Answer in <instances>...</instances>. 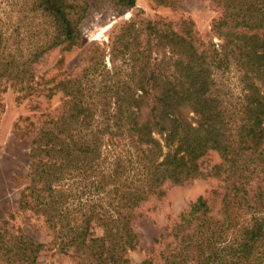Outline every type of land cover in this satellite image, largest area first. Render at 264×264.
Instances as JSON below:
<instances>
[{
	"label": "trees",
	"instance_id": "16d2710c",
	"mask_svg": "<svg viewBox=\"0 0 264 264\" xmlns=\"http://www.w3.org/2000/svg\"><path fill=\"white\" fill-rule=\"evenodd\" d=\"M111 2L131 9L137 0ZM212 2L221 9L212 25L218 47L201 49L191 20L181 33L131 21L122 38L145 32L147 40L129 72L111 57L108 66L103 53L79 73L45 80L36 65L54 49L81 43L89 1L0 0L2 91L63 94L56 112L25 118L30 164L18 211L43 217L53 248L77 264H131L128 252L140 240L132 227L137 208L163 194L166 182L203 175L201 159L210 149L222 155L209 173L223 183L219 212L200 195L164 235L172 240L161 261L149 256L137 264H264V0ZM230 64L246 85L250 114L236 134L213 89L214 70ZM16 218L12 213L0 226V264H45L47 244L15 232Z\"/></svg>",
	"mask_w": 264,
	"mask_h": 264
},
{
	"label": "rangeland",
	"instance_id": "374dc122",
	"mask_svg": "<svg viewBox=\"0 0 264 264\" xmlns=\"http://www.w3.org/2000/svg\"><path fill=\"white\" fill-rule=\"evenodd\" d=\"M88 1L90 8L80 26L81 43L69 51L57 48L49 52L36 65L39 79H50L58 72L62 73L60 79L64 77L63 73H79L88 65V58L91 59L90 64L101 62L103 53H106L108 66L111 65V57L118 70L122 68L129 72L131 66L140 60L138 53L142 47L139 42L143 45L147 40L145 32L138 40H134L133 35L131 39H128L130 36L122 38L124 27L131 21L143 23L152 20L181 33L183 21L191 20L201 49L213 43L218 47L222 42L212 29L214 20L221 15V9L212 0H174L173 5L159 4L154 0H137L131 9L116 7L111 0ZM126 45L131 48L129 51ZM214 79L213 89L224 114V121L228 122L230 131L236 134L237 128L250 117L243 105L246 85L241 82L240 71L235 64L216 68ZM45 80L43 82L46 85ZM4 85L2 82L0 87V226L4 220L9 219L10 214L16 213L17 218L11 220L14 224L12 229L30 240L47 244L41 253V263L77 264L71 253L62 254L53 248L52 232L43 217L18 211L19 192L30 164V137L23 135L27 123L25 118L37 121L42 112H56L63 102V94L57 92L49 99L46 96L49 90H45L40 95L22 98L21 93L13 88L2 91ZM49 85L52 86V83ZM18 125L22 129L17 128ZM221 162V153L217 149H210L201 159L203 175L179 184L166 182L162 187L163 194L152 195L140 204L132 222L140 240L138 246L128 252L131 264L140 263L149 256L160 262L161 251L172 240V236L164 235L200 195L209 198L213 213L219 212L223 183L209 173L214 165Z\"/></svg>",
	"mask_w": 264,
	"mask_h": 264
}]
</instances>
